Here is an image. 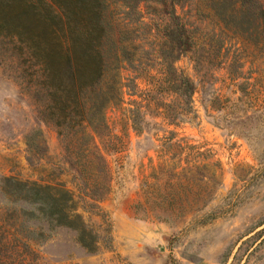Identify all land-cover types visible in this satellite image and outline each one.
Here are the masks:
<instances>
[{
	"label": "rangeland",
	"instance_id": "rangeland-1",
	"mask_svg": "<svg viewBox=\"0 0 264 264\" xmlns=\"http://www.w3.org/2000/svg\"><path fill=\"white\" fill-rule=\"evenodd\" d=\"M232 1H177L176 12L205 57L202 81L189 56L176 61L195 82L196 116L174 125L151 114L135 131L120 122L119 111L108 112L118 147L105 149L93 140L107 164L104 183L96 184H107V193L95 207L82 208L101 247L89 253L72 231L57 228L33 246L37 264H264V24L257 17L228 23L221 12L230 11ZM234 6L238 15L239 3ZM159 9L141 3L142 32ZM139 36L144 49L156 42L154 35ZM5 58L0 57V183L4 176L37 180L66 170L78 176L71 164L75 151L81 142L89 159L92 142L80 133L59 135L43 121ZM120 74L122 82L133 78L138 91L147 87L134 71L122 68ZM123 91L125 101L136 98Z\"/></svg>",
	"mask_w": 264,
	"mask_h": 264
},
{
	"label": "trees",
	"instance_id": "trees-1",
	"mask_svg": "<svg viewBox=\"0 0 264 264\" xmlns=\"http://www.w3.org/2000/svg\"><path fill=\"white\" fill-rule=\"evenodd\" d=\"M177 1L0 0V57L9 58L17 83L29 92L43 121L59 135L80 133V139L93 144L89 159L84 158L81 142L75 151L71 164L78 176L66 170L47 179L1 177L0 264H37L33 246L57 228L72 231L89 253L100 249L102 239L85 222L82 208L95 207L107 193V184H96L104 183L101 175H107V164L93 140L103 142L105 149L118 147L108 112L119 111L120 122L135 131H141L151 114L174 125L196 116L195 82L176 61L189 56L202 81L205 57L202 44L177 14ZM147 2L160 9L151 12L157 18L142 32L140 5ZM230 8L221 16L232 25L255 17L264 24V5L254 0H233ZM140 34L154 35L156 42L144 49L137 41ZM122 68L145 78L147 87L138 91L133 78L122 82ZM123 88L136 98L125 101ZM88 166L93 172L86 170ZM69 173L72 179L62 178Z\"/></svg>",
	"mask_w": 264,
	"mask_h": 264
},
{
	"label": "clouds",
	"instance_id": "clouds-1",
	"mask_svg": "<svg viewBox=\"0 0 264 264\" xmlns=\"http://www.w3.org/2000/svg\"><path fill=\"white\" fill-rule=\"evenodd\" d=\"M3 118V112H2V110H0V119H2Z\"/></svg>",
	"mask_w": 264,
	"mask_h": 264
}]
</instances>
